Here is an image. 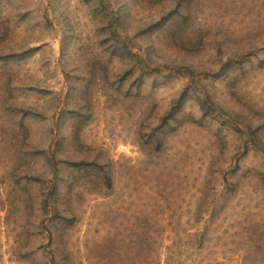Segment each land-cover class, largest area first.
<instances>
[{"label":"rangeland","instance_id":"374dc122","mask_svg":"<svg viewBox=\"0 0 264 264\" xmlns=\"http://www.w3.org/2000/svg\"><path fill=\"white\" fill-rule=\"evenodd\" d=\"M180 259L264 264V0H0V264Z\"/></svg>","mask_w":264,"mask_h":264},{"label":"trees","instance_id":"16d2710c","mask_svg":"<svg viewBox=\"0 0 264 264\" xmlns=\"http://www.w3.org/2000/svg\"><path fill=\"white\" fill-rule=\"evenodd\" d=\"M262 138V137H261ZM261 143H263V139H260ZM205 235L204 236H199V235H196V237L193 239V241L199 246V245H203L205 243ZM193 247V244H191ZM194 250V249H193ZM174 258V256H171V260ZM204 258V257H203ZM187 259H190L191 260V250H190V253L188 254V256H185V259L184 260H187ZM184 260H181L178 262V264H184ZM200 263L202 264V261H200ZM168 264V263H167ZM210 264H217L213 261H211Z\"/></svg>","mask_w":264,"mask_h":264}]
</instances>
